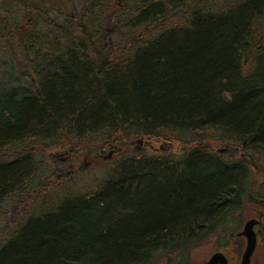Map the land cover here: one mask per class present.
<instances>
[{
  "label": "trees",
  "instance_id": "1",
  "mask_svg": "<svg viewBox=\"0 0 264 264\" xmlns=\"http://www.w3.org/2000/svg\"><path fill=\"white\" fill-rule=\"evenodd\" d=\"M120 1L0 0V264L179 257L264 174V0ZM51 149L70 162L44 175ZM86 160L104 178L71 195Z\"/></svg>",
  "mask_w": 264,
  "mask_h": 264
},
{
  "label": "rangeland",
  "instance_id": "2",
  "mask_svg": "<svg viewBox=\"0 0 264 264\" xmlns=\"http://www.w3.org/2000/svg\"><path fill=\"white\" fill-rule=\"evenodd\" d=\"M116 3L118 6L123 4L122 1H120V0H116ZM9 63H10L9 56L6 54L0 53V70L1 69H9ZM138 141H141V142L138 143ZM136 142L137 143L134 145L133 149L134 150H141L147 156H157L158 157V156L162 155V153H166V152H169V154L178 155L180 153V151L182 150V145H180L179 143H172V145H170L169 148L165 151V148H167L168 145H166L162 140H159V139H152V140L140 139V140H137ZM213 147H214L215 151L224 148V146L220 145V144H214ZM163 151H165V152H163ZM65 152L66 151L59 150V149L48 150L47 155L49 156V158H48V161H46L45 166L42 168L44 175H49L52 171L54 172V169H57L58 165H60L59 161H61L60 163H69L70 162V158L68 159L67 156H64ZM97 156H99L97 153L93 154V157H97ZM259 160H260V158L254 159V161L256 163ZM105 162L106 161L102 160L98 164H104ZM92 164L93 163L90 161L89 162L87 160L85 161L84 167L85 168L87 167V168L81 174L78 175L79 181H78L77 185H75V187H73L71 190L68 191L71 195H74V193L76 192L74 190H76V189L80 193H85V192L93 189L95 187V181L97 179L102 180L104 178V172L105 171L102 170L103 167H101V168L98 166L93 167ZM253 180H255L256 187L261 186L262 183L264 182V178L258 172H254ZM12 206H14V204L5 205L4 207L0 208V209H2L0 211V240H2L7 233V230H6L7 225H13V223L11 221L14 218L13 217V215H14L13 211H11ZM22 207H23L22 205L18 206V208H22ZM239 221H240L239 216H237V217L235 216L234 218H232L229 221L231 226H225L219 232L220 236H218V237L223 239V238L228 237L229 234H232L235 231L234 230L235 223H238ZM216 240L218 242H220V240H218V239H216ZM212 246H213V240L210 239V240H208V243L206 244V248L209 250L212 248ZM195 249H193L192 253H193V257H195L194 260L197 261L196 255L198 253L204 254V252H201L200 250H195ZM164 258H165V253H161V252L157 253L154 256V259H153L154 262L152 261L151 263L152 264H166V260Z\"/></svg>",
  "mask_w": 264,
  "mask_h": 264
},
{
  "label": "flooded vegetation",
  "instance_id": "3",
  "mask_svg": "<svg viewBox=\"0 0 264 264\" xmlns=\"http://www.w3.org/2000/svg\"><path fill=\"white\" fill-rule=\"evenodd\" d=\"M261 176L264 178V174ZM238 216L240 226L234 234L223 239L218 237L219 234L215 236L216 238H210L213 240V246L209 250L206 248V244L210 239L197 245L196 249L192 248L182 253L179 257H170L165 253L166 264H208L212 257L218 253L223 256L218 259L216 264H242L247 239L244 236H239V233L243 231L244 225L248 221H253V230L256 234V247L251 256L250 264H264V182L261 186L256 187L255 180H252L250 188L247 190L246 201ZM193 249L204 252V254L198 253L196 255L197 261L194 260Z\"/></svg>",
  "mask_w": 264,
  "mask_h": 264
},
{
  "label": "water",
  "instance_id": "4",
  "mask_svg": "<svg viewBox=\"0 0 264 264\" xmlns=\"http://www.w3.org/2000/svg\"><path fill=\"white\" fill-rule=\"evenodd\" d=\"M220 152H224V150H221ZM65 156V155H64ZM112 156L110 155V159ZM254 223L253 221H248L243 228V231L239 233V236H244L247 239V247L243 256V263L242 264H250L251 256L253 255V252L256 247V234L253 230ZM222 254H215L212 259L208 262V264H216L218 259L222 257Z\"/></svg>",
  "mask_w": 264,
  "mask_h": 264
},
{
  "label": "bare ground",
  "instance_id": "5",
  "mask_svg": "<svg viewBox=\"0 0 264 264\" xmlns=\"http://www.w3.org/2000/svg\"><path fill=\"white\" fill-rule=\"evenodd\" d=\"M140 142L141 141H138V143H140ZM170 145H172V143L171 144H168V147L166 146L167 148L164 147L165 148V151L169 148ZM117 151H118V149H115V150L109 152L107 155H100L101 158H102L101 160H104V161L109 160L110 159V155L113 157L114 156V153L117 152ZM138 151H141V150H138ZM165 151H163V152H165ZM166 153H169V152H166ZM65 154L67 155L68 159L71 157V154L69 152L66 151ZM162 154H165V153H162Z\"/></svg>",
  "mask_w": 264,
  "mask_h": 264
}]
</instances>
